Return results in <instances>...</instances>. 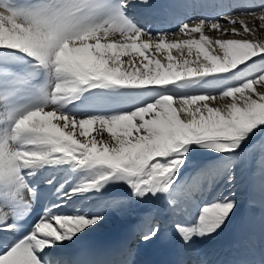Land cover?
<instances>
[{"label": "snow or ice", "instance_id": "6c2138e0", "mask_svg": "<svg viewBox=\"0 0 264 264\" xmlns=\"http://www.w3.org/2000/svg\"><path fill=\"white\" fill-rule=\"evenodd\" d=\"M206 7L0 0V264H135L78 242L138 205L141 241L164 215L188 249L234 214V192L209 194L257 150L264 204V3L187 15Z\"/></svg>", "mask_w": 264, "mask_h": 264}, {"label": "bare ground", "instance_id": "6f19581e", "mask_svg": "<svg viewBox=\"0 0 264 264\" xmlns=\"http://www.w3.org/2000/svg\"><path fill=\"white\" fill-rule=\"evenodd\" d=\"M174 2L175 0H154L157 9L164 8ZM196 2L205 4L207 7L203 10L197 8L195 12L190 11L187 15L192 19L201 14V11L210 19L217 16H241L248 11H258L257 6L264 3V0H196ZM221 23H226V21L221 20ZM152 26L165 32L176 31L175 23H166L158 15L153 17ZM260 159V152L257 150L256 163L253 164L249 161L238 170L235 185L230 186L221 182L209 194L210 196L228 195L229 191H232L238 201L234 214L216 234L205 238H194L191 247L186 249L176 233L173 223L164 215L159 217L161 233L166 231L172 234L176 244L173 250L179 263L198 264L200 260L206 259L209 264H230L231 261L241 257L258 262L264 256V204L261 203L259 193L255 190V185L258 184L260 178L258 172ZM254 169L256 170L255 175L253 174ZM146 207L138 205L133 211L126 214L108 216L104 223L88 232L81 241L97 237L111 227L136 217L137 222L134 223L126 240L132 243V248L129 249L133 253L131 257L138 256L140 258L150 247V242L145 243L139 239L141 231L147 226Z\"/></svg>", "mask_w": 264, "mask_h": 264}]
</instances>
